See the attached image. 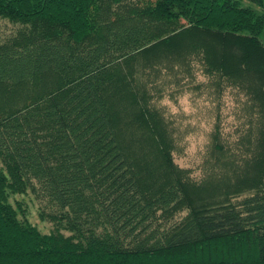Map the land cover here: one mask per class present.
Returning <instances> with one entry per match:
<instances>
[{
  "label": "trees",
  "instance_id": "obj_1",
  "mask_svg": "<svg viewBox=\"0 0 264 264\" xmlns=\"http://www.w3.org/2000/svg\"><path fill=\"white\" fill-rule=\"evenodd\" d=\"M0 18L22 26L0 40V264H264V0H0ZM194 63L258 123L242 164L216 144L198 182L149 96ZM29 188L48 233L9 199Z\"/></svg>",
  "mask_w": 264,
  "mask_h": 264
},
{
  "label": "rangeland",
  "instance_id": "obj_2",
  "mask_svg": "<svg viewBox=\"0 0 264 264\" xmlns=\"http://www.w3.org/2000/svg\"><path fill=\"white\" fill-rule=\"evenodd\" d=\"M21 28L18 23L0 18V40L14 36ZM261 38L264 41V31ZM191 68L189 73L186 70L178 73L175 67L161 69L157 74L152 72L149 96L151 104L168 121L174 141V162L198 182L211 172L214 155L222 151L221 157H231L236 159L235 165L242 164L250 154V142L256 137L258 123L254 119L253 101L245 89L225 84L218 91L214 80L203 74L198 64ZM9 199L13 204L18 202L27 219L42 232L52 230L53 223L42 215L52 207L39 192L29 188L25 193L10 195ZM179 211L174 219L180 220L186 214V210Z\"/></svg>",
  "mask_w": 264,
  "mask_h": 264
}]
</instances>
